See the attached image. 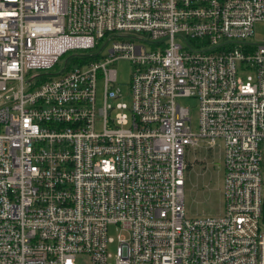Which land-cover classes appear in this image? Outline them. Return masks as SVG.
<instances>
[{"label": "built area", "instance_id": "2783aa9c", "mask_svg": "<svg viewBox=\"0 0 264 264\" xmlns=\"http://www.w3.org/2000/svg\"><path fill=\"white\" fill-rule=\"evenodd\" d=\"M261 22L264 0H0V264H264ZM219 146L223 214L187 218L186 155Z\"/></svg>", "mask_w": 264, "mask_h": 264}, {"label": "rangeland", "instance_id": "374dc122", "mask_svg": "<svg viewBox=\"0 0 264 264\" xmlns=\"http://www.w3.org/2000/svg\"><path fill=\"white\" fill-rule=\"evenodd\" d=\"M251 42L264 43V22L257 23L253 27ZM119 88L124 94L128 93L131 66L129 62L121 61L115 66ZM51 73H55L51 71ZM128 105L129 98L121 102ZM181 105L191 107V117L196 119V101L182 100ZM190 164L184 175V208L187 218L217 217L223 214V150L216 147L212 151L195 150L187 153ZM117 229L110 228L108 237L114 242L109 245L108 251L114 258L116 249ZM86 259L82 258L81 263Z\"/></svg>", "mask_w": 264, "mask_h": 264}]
</instances>
